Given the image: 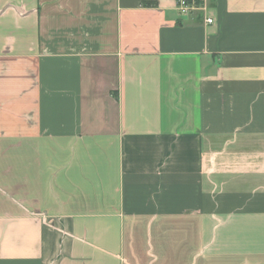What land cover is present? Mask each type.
I'll return each instance as SVG.
<instances>
[{"label": "crops", "instance_id": "1", "mask_svg": "<svg viewBox=\"0 0 264 264\" xmlns=\"http://www.w3.org/2000/svg\"><path fill=\"white\" fill-rule=\"evenodd\" d=\"M194 2L0 0V264H264V0Z\"/></svg>", "mask_w": 264, "mask_h": 264}, {"label": "built area", "instance_id": "2", "mask_svg": "<svg viewBox=\"0 0 264 264\" xmlns=\"http://www.w3.org/2000/svg\"><path fill=\"white\" fill-rule=\"evenodd\" d=\"M177 11L180 15H187L188 13L196 10L197 6L194 0H174ZM206 23L211 24L212 20L207 19Z\"/></svg>", "mask_w": 264, "mask_h": 264}, {"label": "trees", "instance_id": "3", "mask_svg": "<svg viewBox=\"0 0 264 264\" xmlns=\"http://www.w3.org/2000/svg\"><path fill=\"white\" fill-rule=\"evenodd\" d=\"M197 5H200L199 3L196 2Z\"/></svg>", "mask_w": 264, "mask_h": 264}]
</instances>
